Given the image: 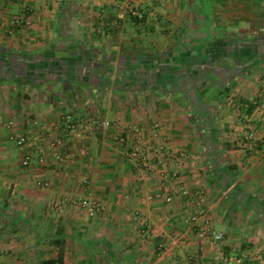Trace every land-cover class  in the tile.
I'll return each mask as SVG.
<instances>
[{
    "label": "crops",
    "instance_id": "crops-1",
    "mask_svg": "<svg viewBox=\"0 0 264 264\" xmlns=\"http://www.w3.org/2000/svg\"><path fill=\"white\" fill-rule=\"evenodd\" d=\"M74 1L0 0L2 264L53 260L57 238L64 240V264L70 256L77 258L82 243H97L99 254L113 264H219L223 254L224 261L237 257L245 264H264V87L259 95L244 78L241 97L234 99L239 108L231 110L215 91L220 83L236 81L241 71L245 76L264 68V0L221 1L226 6L219 13L227 25L218 34L243 35L247 41L226 38L213 45L210 39L197 40L179 49L170 43L173 28L156 22L154 28L134 27L132 20L125 27L126 0H85L100 7L102 28H89L80 45L54 44L58 33L46 27L55 18L53 6ZM130 1L140 8L151 4ZM23 7L31 14L27 30L11 26ZM143 12L147 20L156 19L155 12L161 15L151 6ZM253 35L262 36L259 43ZM95 52L107 58L94 61ZM255 95L258 107L250 102ZM246 112L252 125L236 118ZM69 113L103 118L111 127L62 133L56 124ZM133 125L140 129L139 140L126 131ZM249 129L254 130L252 143L244 139ZM27 131L38 135L46 165L33 161L21 167L26 149L6 138ZM56 140L62 147L54 152L49 146ZM135 142L141 149L163 144L188 154L181 167L168 158L160 161L178 174L171 203L155 200L157 175L139 172L128 156ZM83 198L95 200L105 213L89 218L73 204ZM200 201L221 241L198 239L186 223ZM121 242L129 248L121 251Z\"/></svg>",
    "mask_w": 264,
    "mask_h": 264
},
{
    "label": "rangeland",
    "instance_id": "rangeland-1",
    "mask_svg": "<svg viewBox=\"0 0 264 264\" xmlns=\"http://www.w3.org/2000/svg\"><path fill=\"white\" fill-rule=\"evenodd\" d=\"M150 1L151 4H148L140 8L141 5L135 4L130 0H126V3L123 5V8L121 10L125 17L124 20L125 27L128 28L131 27L130 25H128V21L131 20L132 17H134L132 13L139 12L142 13V16H145V19L142 24L138 25V27L149 28L153 26L154 28L156 27V25H153L152 23L156 22L159 25V27L163 29L169 27L175 29V33H173V36L170 37V43L173 44L174 48L176 47V49L182 47L185 48V45H192V44L194 45L197 42V40L199 41V43L203 44L204 40L210 39L208 44H213V45L220 41H223L226 38L228 39L231 38L240 43L245 42V40L247 41V37L243 35H237L231 37V36H223L218 34V32L220 31L219 28L224 27L222 26V24L227 25V21L226 20L223 21L219 13V9L226 6V4L225 3L223 4L221 1L226 2V0H204L206 2L205 4L202 2L203 0H201V2L199 0H150ZM218 1H220L221 3L219 4ZM149 6H151V9L156 8L158 11H160L159 13H161V15H159L158 12H155L157 13V15L155 16L156 19L147 20L146 14L143 11H145V9H147ZM53 7H54L53 9L55 13L54 14L55 18L49 21L46 27L54 31V33H58L57 38H55L57 40L56 41L54 40L53 43L54 44L57 43L59 46L62 47L70 46V45H80L84 43V39H85L84 34L86 33V31L91 27H96V29L102 28V24L104 23V21L100 19L97 20V18H100L101 16L98 10V8L100 7L97 5H88L87 2L85 3V0H76L74 2H69V3L57 2ZM113 7L114 6H111L112 9H114ZM201 12H203L204 15L201 14ZM96 13L99 15L96 16ZM258 20H254L253 24L258 23ZM179 29H183L184 32H179ZM197 29L199 30L207 29L211 31L213 34L209 32V36L206 35L197 36L194 34V32L197 31ZM215 32L217 34H215ZM261 37L262 36L260 35H253L252 39L255 40L256 43H259ZM73 50L75 49H71V51ZM92 58L94 61L101 62L107 57L102 52H95V55ZM255 59L253 61H255ZM244 74H245L244 71L238 73V79L233 83L231 82L220 83L219 85L215 86L216 87L215 91H217L218 93L217 96H220L222 105L229 110L233 108L232 105H234L233 109L239 108L238 101L234 99H238V97H241L239 96L238 93H240L241 91L240 86L244 78L248 80L247 83H250L252 85V90L254 91L258 90L257 94L260 95L261 91H263L262 87H264V81L262 80L264 79V68L256 67L252 69L251 72H246L247 75L244 76ZM68 85H69L68 82L65 83L66 87ZM255 97L256 95L251 97V99L255 100L254 99ZM247 103L244 104L247 105L250 104L249 102ZM252 106L258 107L257 104L255 105L252 104ZM245 115L246 117L244 118H242L241 116H236L237 120L240 119L238 122L241 125H245V124L252 125L253 122H248L250 120L249 117L250 114L246 112ZM156 124L157 123H152L151 127H153L152 128L153 130H157L159 133L161 132L162 127ZM252 131L254 132V130ZM158 133H155L153 135L156 136V134L158 135ZM162 145H158L154 149L156 150L159 146ZM150 149L151 150H149L148 148H143L142 150H144V155L148 154L149 159L152 160V157L154 156V154H157V152L152 148ZM178 151H183L185 155L188 156L186 151L184 150H178ZM176 166L181 167L179 166V164H177V162H176ZM142 172L146 175L148 174L145 171ZM117 246H119L121 251H125L129 248L128 245L122 242L120 244H117ZM78 248L79 249L77 250V253L79 254L77 255V258L70 256L69 259L67 260L68 264H84L85 261L86 263L88 262L87 264H96V263L113 264L111 260L99 254V251H101L102 249L98 246L97 243L94 244L82 243L81 245H78ZM3 251H4L3 245H0V264H2L4 261ZM84 254L86 258L83 257ZM220 257H222V261L220 260L219 264H229L228 262L229 259L227 261H224L223 259L225 258L224 254ZM203 262L204 264H207L208 262L211 261L204 260ZM241 264H245V262L241 261Z\"/></svg>",
    "mask_w": 264,
    "mask_h": 264
},
{
    "label": "built area",
    "instance_id": "built-area-1",
    "mask_svg": "<svg viewBox=\"0 0 264 264\" xmlns=\"http://www.w3.org/2000/svg\"><path fill=\"white\" fill-rule=\"evenodd\" d=\"M11 1V0H7ZM134 17L141 19L142 13L134 12L132 13ZM12 27L17 29H29L32 27L31 14L29 10L25 7L22 8V15L18 18L13 19L11 23ZM250 102L255 105L256 100H250ZM32 122V121H31ZM32 125L36 126V122H32ZM111 127V122L103 118H86L81 119L75 117L73 114H66L62 116L56 128L62 133H72L78 130H83L84 132L92 133L99 130H107ZM126 131L135 137V140H139L140 129L136 125L129 126ZM38 135H35L33 131H27L24 134L9 133L7 136V141L14 143V145L19 149H26L25 154L22 157L21 165L24 169H27L33 161H36L39 165H46V153L40 151L38 147ZM244 139L250 143L255 141V135L252 130H246L244 132ZM120 143L125 145V139L121 138ZM134 150L129 153L128 156L133 158L135 161V167L139 172L145 171L157 175L158 187L155 193V198L160 200L165 204H169L173 200V190L171 188L172 184L175 183L179 178L175 171H168L166 168L159 166L160 161L163 159H171L179 166L187 158L183 151H170L163 146H159L155 151L152 160L149 159L148 154L144 155V150L139 147L138 142H135ZM62 147V142L56 140L50 143L49 149L56 152L57 149ZM149 150L150 147L148 148ZM33 154L34 158H33ZM57 160H62V156L56 155ZM141 167V168H140ZM75 205L79 206L89 218H95L99 214L105 213V208L97 203L91 198H83L78 201H74ZM186 223L189 225L191 231L200 240H214L221 241L223 236L221 234H216L213 230L210 220L207 218L202 201L199 202L194 212L188 217ZM229 264H241V261L237 257H232L228 260Z\"/></svg>",
    "mask_w": 264,
    "mask_h": 264
},
{
    "label": "trees",
    "instance_id": "trees-1",
    "mask_svg": "<svg viewBox=\"0 0 264 264\" xmlns=\"http://www.w3.org/2000/svg\"><path fill=\"white\" fill-rule=\"evenodd\" d=\"M144 19H145V16H143L141 19H138L137 17H132L131 20L134 25L138 26L139 24H142L144 22ZM1 55L2 53H0V57ZM248 106L250 107V105ZM248 110L250 111L251 109L248 108ZM53 244L59 248L56 258L53 260L44 261L42 264H64V261H63L64 240L57 238L56 240L53 241Z\"/></svg>",
    "mask_w": 264,
    "mask_h": 264
}]
</instances>
